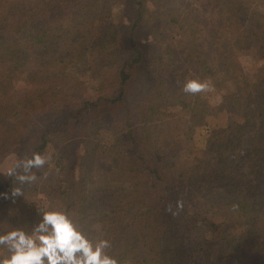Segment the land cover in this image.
<instances>
[{
	"label": "trees",
	"instance_id": "trees-1",
	"mask_svg": "<svg viewBox=\"0 0 264 264\" xmlns=\"http://www.w3.org/2000/svg\"><path fill=\"white\" fill-rule=\"evenodd\" d=\"M126 1L0 0V162L14 153L46 156L52 133L63 149L56 168L33 169L34 182L0 183V192L22 190L0 198V234L31 231V201L41 195L74 214L90 239H109L106 251L119 264H264V0L254 8L246 0H153L148 17L145 0H132L136 17L124 34L111 14ZM142 25L149 40L139 43ZM238 48L262 61L253 82ZM135 67L153 76L157 98L180 105L176 134L164 109L124 105ZM68 70L94 73L101 87L107 74L117 79L104 101L125 106L127 138L118 130L104 139L111 164L92 166L79 130L85 113L103 121L110 110L100 114L105 105L84 98ZM220 70L235 72L234 94L222 93ZM190 78L209 88L185 93ZM73 105L57 128V111ZM222 112L227 127L199 149L195 126ZM78 143L87 149L77 165Z\"/></svg>",
	"mask_w": 264,
	"mask_h": 264
},
{
	"label": "rangeland",
	"instance_id": "rangeland-1",
	"mask_svg": "<svg viewBox=\"0 0 264 264\" xmlns=\"http://www.w3.org/2000/svg\"><path fill=\"white\" fill-rule=\"evenodd\" d=\"M189 1H190L191 6L200 4L199 0H189ZM246 1H247V5L251 6V8L259 6V4L256 5L257 3H259V0L257 3L255 2L256 0H246ZM145 2H146V11H147L146 16H147L149 15V12H152L153 10L156 9V4L154 3L153 0H145L144 3ZM129 3L130 5H128ZM259 12L264 13L263 9L261 8L259 9ZM111 17H114L115 21L118 22V24L122 25L120 26L121 28L120 30L122 32L123 30H125L124 34H126L128 32L127 28L130 27L132 20H134L136 17L135 7H133L132 0H127L123 4L120 3L119 5H117L112 11ZM144 27L145 26L142 25L140 27L141 30L138 33L137 41L139 43L141 42L143 43V41L149 40L148 31H146ZM142 47L143 49H146L143 44H142ZM235 54L241 65V68L243 70L245 77L249 81L253 82L255 80V76L258 70L260 69L262 65V61L253 59L254 58L253 55L252 54L250 55L248 52H246L242 48H238L235 51ZM211 62L213 63V66L217 65L216 62L212 61V59H211ZM68 71H69L68 73L71 78L73 76L77 78L74 84L76 85L77 89H79L78 91L83 94L84 98L96 99L97 101H100V104H99L100 106L105 105V107L103 106L104 108H101L100 114L104 112H109L108 110H110V115H106V117L103 118V121H99L98 119L97 120L95 119L94 117L95 111H93V114L92 112L85 113V116L82 119V122L84 123L86 122V124L83 126L81 125V127H79L80 133H82L81 136L84 135L86 142L91 143L89 149L93 148L92 151L94 152L93 153L94 158H93V161L91 162L92 166H94L99 161H100V164H102L103 166H105L106 163L111 164L113 162L111 158L108 157V154H105L104 150L101 148L102 144L103 143L105 144L106 140L107 142H110L109 140L110 138H115V136L111 137L109 135L110 132H116L119 130L122 139L127 138V136L124 133V131L126 130L123 125L124 117H125L123 108L125 106L127 107H130L133 105L139 106L138 109L142 111L144 107L146 108V105H152V106L155 105L159 108L164 109V113L166 115V122L168 121L174 122L173 123L174 128L172 130L174 134H176L178 128L180 127V124H181L179 121L180 115L178 113L180 105H178L173 100L162 101L159 98H157L155 94V83H154L153 76L149 74L146 67L144 68L135 67L132 69V74H131L132 78H131V81L129 82L131 87L128 90L126 99L124 101L125 106L121 109H120V106L123 103H117V105L111 106L104 101L106 100V97H104V94H107V92H110L111 90H113L111 88H108L107 85L108 83L110 84L111 82L117 81L115 77L113 76L108 77V74H107L106 79L108 80V82H106L101 87L99 84V79H97V76H95L94 73L92 74L91 72L89 73L82 72L81 74L79 73L76 74L70 70ZM218 74L223 79L226 85L224 88L225 90L222 93L225 94L226 96H228V94H234V92L236 91L235 72L233 70L231 71H221L220 70ZM69 85L70 84H67L66 86H69ZM113 93L114 92H112V94ZM115 97H118V96H115ZM222 98L223 97L221 96L219 97L217 96L215 98L211 97L210 99L211 105L215 107V105L220 104V102L223 100ZM93 101L96 102L95 100ZM75 106L76 105H73L70 108H67L68 106H66L65 109H63L62 111H57L58 114L54 119V123L57 125V128L59 127L58 124H62L63 119H65L67 113L73 110ZM109 106L111 107V109L109 108ZM225 112L218 113L215 116L208 115L205 118L206 123L198 124L195 126L193 137H194V142L199 147V149L205 148L207 141L209 137L213 134V132L221 128L227 127L230 117L228 116L229 114H226L227 112L226 113ZM232 117L235 118V120L238 122H243V119L240 117L239 118L236 116H232ZM51 122H53V118L52 120L49 121V123ZM50 137H51V140L49 142V147L46 152V156L50 157V159L48 160L46 164L51 168H54V167L56 168L57 164L55 160L58 156L63 155V149L58 144V141L53 133L50 135ZM77 148L78 149L76 148L72 149V156L75 158V163H77L78 165L79 159L86 152L87 146L85 149L82 145L78 143ZM23 159H26L25 154L22 156V155L14 153L12 155L5 157L0 162V183H4L6 185L9 183L10 177L7 174L8 169L10 167H13L17 161H20ZM110 166L111 165H109V167ZM75 172H78L77 168ZM96 182H99L98 184H102L104 180L96 179ZM31 202L32 204H34L35 207H37V209L42 207L45 202L48 203L47 199H44L43 196L41 195H36ZM95 218L98 220V217H95Z\"/></svg>",
	"mask_w": 264,
	"mask_h": 264
},
{
	"label": "clouds",
	"instance_id": "clouds-1",
	"mask_svg": "<svg viewBox=\"0 0 264 264\" xmlns=\"http://www.w3.org/2000/svg\"><path fill=\"white\" fill-rule=\"evenodd\" d=\"M208 88L207 82L190 78L182 90L196 94ZM49 159L34 152L31 157L17 161L7 174L20 184L34 182L37 176L33 169L42 168ZM20 195L19 187L0 192L3 199H15ZM110 247L109 239H90L74 214L60 205L45 202L38 209V220L31 231L14 228L0 234V264H119L118 259L106 251Z\"/></svg>",
	"mask_w": 264,
	"mask_h": 264
}]
</instances>
